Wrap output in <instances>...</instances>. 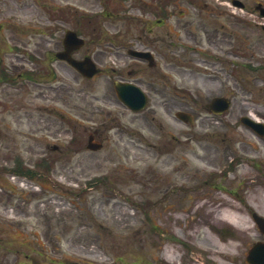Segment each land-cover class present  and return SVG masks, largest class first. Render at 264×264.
I'll list each match as a JSON object with an SVG mask.
<instances>
[{
  "label": "rangeland",
  "instance_id": "1",
  "mask_svg": "<svg viewBox=\"0 0 264 264\" xmlns=\"http://www.w3.org/2000/svg\"><path fill=\"white\" fill-rule=\"evenodd\" d=\"M152 1L128 0L125 7L141 5L142 10L131 15L153 20L148 6ZM194 1L197 4H185L184 13L174 11L168 23L170 35H163L172 45L168 47L165 41L156 45L163 57L168 55L169 64L159 58L157 69L124 75L152 96L149 110L141 114L131 113L119 102L108 77L101 76L91 84L64 67L55 83L59 90L51 92V97L59 99V109L87 126L61 123L44 114L49 130H41L42 139L37 140L28 131L30 124L17 125L6 114L10 109L5 104L19 87H4L0 92V264H247L250 248L264 241L252 217L253 212L264 216L260 200L264 193V139L240 121L246 116L242 113L253 110L264 122V32L261 41L253 34L258 30L244 29L241 24L230 27L240 38L235 36L233 42L228 38L224 44L220 41L219 48L233 46L240 56L238 62L253 68L232 66L219 49L206 40L204 47L195 44L185 29L179 28L181 23L199 34L198 22H228L223 13L206 15L209 8L205 5H217V0ZM69 2L80 3L0 0V48L4 49L6 39V46L15 48L17 44L30 56L44 57L55 41L53 35L59 39L58 29L63 35L65 25L71 26V18L63 10ZM117 7L115 10L122 9ZM59 16L63 19L55 21ZM96 21L108 30L105 36L115 35L117 25L124 26L125 35H137L128 29L138 23L135 19L124 17L122 24L100 16ZM87 30L82 26L85 35L103 36L99 28L91 33ZM194 38L201 42L198 36ZM53 47L61 49V45ZM196 48H204L208 54L216 52L224 60L213 70L208 63L211 57L203 60L205 56ZM10 53L2 57L13 76L23 69L22 62H28L26 69L34 68L25 54L17 49ZM102 60L113 65V58ZM39 61V68L47 67L43 65L47 61L41 57ZM50 78L46 77V82ZM23 83L33 95H41L40 105L50 103L46 101L48 90L26 79ZM105 94L112 101L105 102ZM215 97L229 98L233 108L222 114L207 111ZM23 98L27 107L35 106L30 104L36 103L32 96ZM243 103L249 108L240 111ZM179 111L191 114L194 124L179 121ZM156 119H162V126H155ZM42 125L46 127L44 122ZM85 128L98 130L105 144L102 150H87ZM142 134L159 136L142 142ZM73 137L76 140L65 145L62 153L52 149ZM16 156L22 168L34 170L35 183L10 173ZM44 162L52 166L51 172H46ZM35 184L41 185V191L33 188ZM224 203L238 207L252 222L254 238H246L240 228L209 213L211 205ZM231 245L235 256L230 260L212 253Z\"/></svg>",
  "mask_w": 264,
  "mask_h": 264
},
{
  "label": "flooded vegetation",
  "instance_id": "2",
  "mask_svg": "<svg viewBox=\"0 0 264 264\" xmlns=\"http://www.w3.org/2000/svg\"><path fill=\"white\" fill-rule=\"evenodd\" d=\"M78 1L80 2L79 5L81 7L86 8L87 12H93L99 9L101 11L104 10V8H106L104 6V2L106 0H78ZM125 1L128 0H123L122 2L127 3ZM221 1L223 2L217 5L214 4L207 6L209 8V11L207 12V16L211 15L215 17L217 13L219 15L223 13L224 18H228V24L232 26V24L235 23L234 26H236L237 16L236 14H231L230 6H232V4H235L234 6L238 4L234 0H221ZM242 1L244 3L243 10L245 11V13L239 14V20H241V22L244 24H249V23L251 24L252 21H255L257 24H259L258 28L264 30L263 22L258 20L264 18L262 16L264 15V0H242ZM155 2L156 3L153 4L152 6L154 12L152 13L151 17L153 20H147L142 22L143 25L139 27L140 30L138 31L135 39L127 41L126 37L128 38L131 37L123 36L125 37L124 39L117 38V43H118L117 46H115L116 44L111 43V45L115 46L116 50L119 51L116 53V61L119 64V66L122 65L117 70H113V69L111 70L115 72L118 77H122L119 79L122 82L128 81L127 79L124 78V75L140 74L145 72L146 69H157L160 66L159 58L164 62V65L169 64L168 55L166 54V56L163 57L162 53L160 52V50H158L156 45L157 44L163 45L165 44L164 41L168 44L167 45L168 47L172 45V42L166 41L163 35L165 34V37L167 35H170V32L168 31V25H169L168 23L173 18L174 11L179 10L180 14L185 12L182 9L184 8L183 2H185V0H157ZM126 8L127 7H124V9ZM233 13H235L234 10ZM179 28L185 29V32H187L191 36V41L193 40L192 42H194L195 44L204 47L203 41L206 40L207 44L210 47L219 49V51L224 50V48H219L221 47V45L219 44L220 41H222V43L224 44L223 41H226L231 36L230 32L228 33L229 36H227V32L224 30L225 26L220 24V22L218 21H207V23L204 21H202L201 23L198 22L197 28L200 29L199 34H195L193 32L194 30L192 29L190 31L187 25L183 26L181 23L179 25ZM194 35L198 36L201 42H198V40L194 38ZM220 36L222 40H220ZM217 44H219V46H217ZM85 51H86V47L80 49L75 55L77 56V58L81 59L82 57L86 56L84 55ZM131 51L149 52L150 54L149 56L144 58H136L130 54ZM81 54H83L84 56ZM98 54L103 56V53L101 52ZM229 55H233L232 50L229 52ZM207 56L208 55L206 54V57ZM206 57H201V58L203 59ZM96 58L97 60H101L98 57ZM149 59H151V62ZM219 62L220 59L213 58L212 61L208 63L209 65H212V69L215 70ZM102 73L103 70H100L97 76L102 75ZM49 90H55V89L51 88ZM47 98H51V96L48 94ZM104 100L110 102L112 101V97L109 94H105ZM23 108L25 107L22 106L21 109ZM42 119L39 117H35L31 112H27L25 110L22 112L21 116L17 117L18 122L23 123L25 121L24 123L31 125L39 124L40 122H42Z\"/></svg>",
  "mask_w": 264,
  "mask_h": 264
},
{
  "label": "bare ground",
  "instance_id": "3",
  "mask_svg": "<svg viewBox=\"0 0 264 264\" xmlns=\"http://www.w3.org/2000/svg\"><path fill=\"white\" fill-rule=\"evenodd\" d=\"M241 108L246 109L242 106ZM260 200L264 202V193L261 195ZM209 210V213L214 212L219 219H224L235 224L246 235V238H254V235L251 232V227L249 226L251 224L250 221L244 216L238 207L224 203L211 205ZM233 248V245H231L229 248L218 247L216 250L212 251V253L220 255V257L225 260H230L235 256L231 250Z\"/></svg>",
  "mask_w": 264,
  "mask_h": 264
},
{
  "label": "water",
  "instance_id": "4",
  "mask_svg": "<svg viewBox=\"0 0 264 264\" xmlns=\"http://www.w3.org/2000/svg\"><path fill=\"white\" fill-rule=\"evenodd\" d=\"M80 70H84V68H80ZM89 71H91V69L89 68ZM87 72V71H85ZM123 98L125 100L126 103L130 104L132 107L136 108L134 105H136L135 101H136V96H135V91L129 90L127 91V93L124 94V92L122 93ZM91 148H95L94 146H91ZM261 250V247H256L253 250L254 256L257 255V252H259Z\"/></svg>",
  "mask_w": 264,
  "mask_h": 264
}]
</instances>
